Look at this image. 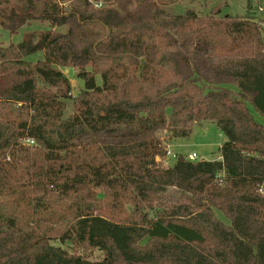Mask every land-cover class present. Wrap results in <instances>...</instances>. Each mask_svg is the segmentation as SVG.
<instances>
[{
  "label": "trees",
  "instance_id": "16d2710c",
  "mask_svg": "<svg viewBox=\"0 0 264 264\" xmlns=\"http://www.w3.org/2000/svg\"><path fill=\"white\" fill-rule=\"evenodd\" d=\"M177 1L0 0L69 26L0 47V264H264L263 26ZM204 122L221 159L165 165Z\"/></svg>",
  "mask_w": 264,
  "mask_h": 264
},
{
  "label": "rangeland",
  "instance_id": "374dc122",
  "mask_svg": "<svg viewBox=\"0 0 264 264\" xmlns=\"http://www.w3.org/2000/svg\"><path fill=\"white\" fill-rule=\"evenodd\" d=\"M219 3L221 5H219ZM219 6L221 8L220 15L232 14L242 16L249 12L250 14L255 16L256 20L261 21L264 30V0H251L250 11H248V0H179L175 3L161 4L163 13L175 15H183L189 8H194L199 13L207 14L211 11L217 10ZM68 28V25L54 27L52 26L50 21L40 20H32L24 24L16 33L0 27V47L5 49L12 43L16 44L21 42L23 39H25L28 33L33 32L38 36L42 32L49 30H53L55 32H67ZM43 58L44 51H39L37 53L29 55L27 57V60L36 62ZM89 68L90 67H88V69ZM60 69L70 78L73 95L78 94L84 88L83 79L78 77V69L71 64L67 67H60ZM73 109V101L69 100L65 116L71 114L73 112ZM253 112L256 117H260V115L256 114L255 111ZM261 117L264 118V116ZM161 136L167 137L168 134L164 131L161 133ZM180 139H182L181 142L184 141L186 145H177L173 147L172 145L175 141L174 139L166 141L167 156L164 161L165 165L173 164L177 157L180 155V153L178 152H182V155L188 158L189 153L195 151L198 154L197 160H199L201 156H206V158L212 160L213 158L217 157L219 147L222 142L226 140V136L219 130L215 123L204 122L195 127L194 132L189 138ZM222 216L223 219L226 220V217H224V215ZM101 258H103V253L100 250H94L89 253V259L91 260H99Z\"/></svg>",
  "mask_w": 264,
  "mask_h": 264
},
{
  "label": "crops",
  "instance_id": "0c3cea01",
  "mask_svg": "<svg viewBox=\"0 0 264 264\" xmlns=\"http://www.w3.org/2000/svg\"><path fill=\"white\" fill-rule=\"evenodd\" d=\"M263 25H264V22H263ZM256 114H259V113H256ZM260 115V114H259ZM262 115H260V117H256L255 116V118L258 120V121H261L263 124H264V118L263 117H261ZM175 141H174V143H173V147L174 146H177V145H180V146H184V145H186V143L184 142V141H182L181 142V140L182 139H180V138H177V139H174ZM225 141V140H224ZM223 141V142H224ZM222 142V143H223ZM221 146V145H220ZM176 152H178V151H176ZM178 153H180V154H182V152H178ZM191 153H196L195 151L194 152H190L189 154H191ZM201 158H203V159H206V160H211V159H208V158H206V156H201ZM213 159H221V156H220V154H219V152H218V155H217V157L216 158H213Z\"/></svg>",
  "mask_w": 264,
  "mask_h": 264
},
{
  "label": "built area",
  "instance_id": "2783aa9c",
  "mask_svg": "<svg viewBox=\"0 0 264 264\" xmlns=\"http://www.w3.org/2000/svg\"><path fill=\"white\" fill-rule=\"evenodd\" d=\"M26 143L34 144V140H30V139H28V140L26 141ZM169 153H170V152H169ZM188 158H189L190 160H197V159H198V154H197V153H191V154L188 155ZM200 159H201V158H200Z\"/></svg>",
  "mask_w": 264,
  "mask_h": 264
}]
</instances>
